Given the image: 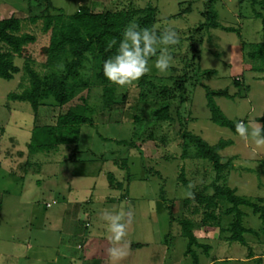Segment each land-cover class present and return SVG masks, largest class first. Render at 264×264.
Masks as SVG:
<instances>
[{"label":"rangeland","instance_id":"obj_1","mask_svg":"<svg viewBox=\"0 0 264 264\" xmlns=\"http://www.w3.org/2000/svg\"><path fill=\"white\" fill-rule=\"evenodd\" d=\"M47 1L0 0V18H24L23 30L35 34L29 51L39 71L44 69L39 47L48 41L41 16L47 10L70 14L83 5L102 11L139 8L149 2L156 8L157 32L172 27L180 42L168 73L153 68L147 74L154 86L139 87L136 82L116 86L109 105H104L98 91L102 86L95 78L93 61L86 62L84 69L91 81L88 87L63 105L46 100L36 111L27 102L7 98L21 89L22 69L11 79L0 78V264H194L193 254L185 253L183 217H192L200 243L192 246L197 264L205 262L208 254L237 259L264 255V233H244L247 245H242L228 241L226 230H203L200 214H190L195 200L188 206L183 200L188 192L190 197L211 192L204 186L214 176L212 165L193 157L191 147L182 157L183 133L198 135L209 144L230 141L219 151L222 161L232 160L227 185L239 196L262 198L264 205V146L212 122L206 98L208 90H226V95L216 93L213 99L227 118L234 124L242 119L264 126V72L256 70L258 63L248 56L250 45L262 41L261 19L255 11L264 16V0H50L52 8ZM211 12L215 20L236 31L208 26ZM14 62L22 67L23 58ZM183 74L185 100L176 104L180 90L174 79ZM167 102H174L175 119H154L153 111ZM68 110L92 120L80 126L77 143L30 152L32 129L54 125L57 116ZM122 139L139 148L117 142ZM181 171L189 191L178 181ZM121 210L130 211L133 219L126 236L114 243L103 216ZM242 210L243 225L259 231L258 216L247 206ZM230 218L222 215L221 225L226 227ZM206 244L211 251L201 246ZM113 246L127 254L110 257L108 249Z\"/></svg>","mask_w":264,"mask_h":264},{"label":"trees","instance_id":"obj_2","mask_svg":"<svg viewBox=\"0 0 264 264\" xmlns=\"http://www.w3.org/2000/svg\"><path fill=\"white\" fill-rule=\"evenodd\" d=\"M47 5L49 8L54 7L50 0L47 1ZM255 16L261 19L262 41L250 45L248 56L258 63L255 69L264 72V16L257 11H255ZM41 18V29L48 35L47 43L39 47V54L43 59L41 65L44 69L42 71L34 67L35 58L29 51V45L35 43L36 36L32 32L23 30L24 18L15 16L0 18V78L11 79L21 69L24 74L23 81L20 83L21 89L8 93L7 98L11 101L27 102L34 111L46 100L63 105L70 101L78 90L88 87L91 81L86 76L84 69L86 62L89 61L95 63V78L102 86L104 105L111 104L117 85L109 83L102 73L104 59L115 52V46L109 47V42L113 38L119 39L124 26L130 20H135L142 27H154L156 8L149 2L139 8L102 11H93L83 5L70 14H65L61 9H58L57 13L47 10ZM29 20L36 21L37 17H31ZM207 23L208 26L236 31L234 27L224 26L215 20L213 12L207 16ZM16 57L23 58L22 67L15 64ZM61 64L63 69L58 67ZM214 72V70L203 71L205 74ZM185 80V74L174 79V86L180 90L176 104L185 100ZM136 83L139 87L146 84L154 86L147 74ZM235 83L238 84L237 81ZM216 93L226 95V90L211 89L206 92L210 118L215 124L235 131L234 122L227 118L214 102L213 95ZM173 103L167 102L157 107L152 113L154 119L173 121L176 114L175 111L173 112ZM91 122L90 116L68 110L57 116L54 125L35 126L31 132L28 149L32 153L48 152L57 150L62 144H76L80 126ZM182 136L185 138L182 143L184 150L182 157L187 155V148L191 147L193 157L209 161L214 172L211 182L204 186V189L210 188L211 192L202 191L183 200L184 206L190 205L192 200H195V203L190 206V214H200L203 230L205 232L216 229L226 230L229 232L226 237L228 241H236L242 245H247L244 233L255 235H258L259 232L264 233L262 198L252 200L239 196L236 194V189L226 183L227 174L232 167V160L228 158L222 161L219 151L230 141L220 139L214 144H209L198 135L183 133ZM117 142L139 148L138 144L124 139ZM75 152L76 149H73L71 154L73 155ZM178 181L188 191L190 190L189 182L183 171L179 173ZM225 203L228 205L224 206ZM242 206L249 207L258 216L261 222L259 231L243 225L245 212L242 210ZM222 215L231 217L228 219L226 227L221 225ZM180 223L183 236L187 240L185 253L193 254V263L197 264V257L193 253L192 246L200 245V243L193 233L192 217H183L180 219ZM201 246L205 249L208 248L207 244ZM252 256L253 254H250L248 257ZM254 261L256 264H261L260 257H256Z\"/></svg>","mask_w":264,"mask_h":264},{"label":"clouds","instance_id":"obj_3","mask_svg":"<svg viewBox=\"0 0 264 264\" xmlns=\"http://www.w3.org/2000/svg\"><path fill=\"white\" fill-rule=\"evenodd\" d=\"M179 42L180 36L172 27H166L158 33L155 27H142L135 20H130L119 39L113 38L109 42V47L115 46V52L104 59L103 76L109 83L124 87L138 82L153 68L160 74H166L172 67L173 52ZM58 67L63 69L62 64ZM98 91L102 94L103 89ZM235 132L245 141L251 140L257 146H264V126L256 120L248 123L242 119L237 120ZM186 195L190 197L192 193L188 192ZM103 218L111 234L109 239L116 243L126 236V228L131 224L133 216L130 211L125 213L121 210L115 214L105 213ZM108 253L114 259L127 254L124 249L116 246L110 247Z\"/></svg>","mask_w":264,"mask_h":264},{"label":"crops","instance_id":"obj_4","mask_svg":"<svg viewBox=\"0 0 264 264\" xmlns=\"http://www.w3.org/2000/svg\"><path fill=\"white\" fill-rule=\"evenodd\" d=\"M61 249L64 250V247L61 246ZM207 249H210V251L212 250V248L209 247V245H208V248ZM263 256L264 255H262V254H253V256L250 257V258L247 257V258H238L237 259V257L234 258V257H230V256H228V257H222V256L211 257L208 254L206 256L205 262H203L202 264H217V263H225V262L227 263V262H232V261H235V260H239L241 262H246L248 260H254L256 257H260L262 259Z\"/></svg>","mask_w":264,"mask_h":264},{"label":"built area","instance_id":"obj_5","mask_svg":"<svg viewBox=\"0 0 264 264\" xmlns=\"http://www.w3.org/2000/svg\"><path fill=\"white\" fill-rule=\"evenodd\" d=\"M53 203H54V201H53ZM50 205H51V203L50 202H47L46 206H50Z\"/></svg>","mask_w":264,"mask_h":264}]
</instances>
